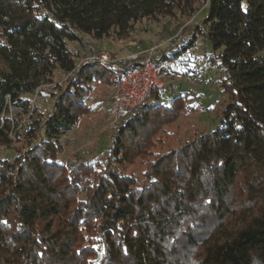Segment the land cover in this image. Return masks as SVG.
I'll return each mask as SVG.
<instances>
[{"label":"trees","instance_id":"trees-1","mask_svg":"<svg viewBox=\"0 0 264 264\" xmlns=\"http://www.w3.org/2000/svg\"><path fill=\"white\" fill-rule=\"evenodd\" d=\"M199 1L226 70L221 125L160 152L159 132L183 99L134 108L109 155L144 163L142 184L97 162H59L51 135L0 160V264H94L98 254L95 264H264V0H0V112L5 96L28 111L37 68L46 82L57 69L70 76L47 125L74 123L89 110L80 98L93 79L75 68L66 44L75 31L124 36Z\"/></svg>","mask_w":264,"mask_h":264},{"label":"rangeland","instance_id":"rangeland-1","mask_svg":"<svg viewBox=\"0 0 264 264\" xmlns=\"http://www.w3.org/2000/svg\"><path fill=\"white\" fill-rule=\"evenodd\" d=\"M207 16L208 2L199 1L190 14L177 12L170 17L135 22L124 36L117 37L111 33L108 37L95 40L89 35L78 33L77 40L67 41L66 44L75 55V68L83 65L82 71L90 70L93 73V79L86 83L89 92L80 98L89 110L74 123H62L59 119L57 123L47 125L55 100L66 89L70 74L56 69L53 80L46 82L39 75L38 67L35 72L38 84L32 93L24 95L30 101L28 111L12 105L5 96L6 111L0 112L3 130L0 141L5 140V136L9 141L0 142V160L16 161L27 148L51 135L61 145L57 153L59 162H97L100 172L112 167L132 176L139 184L144 183V163L138 159L132 164L118 163L109 155L122 123L111 117L108 105L114 75L99 64L89 62L88 58L106 53L112 59L126 61L127 55L137 45L141 48V57L151 47L155 49L154 55L157 52L163 54V87L157 90V97L152 93L143 106L160 103L169 105L179 96L183 99V108L172 123L163 126L159 132L161 142L154 148L155 151H169L196 134L220 126L223 110L230 101L223 88L226 70L219 59L222 49H214L206 36L204 20ZM0 69L8 70L1 57ZM97 247L100 253L101 248ZM98 258L99 254L93 258L94 264Z\"/></svg>","mask_w":264,"mask_h":264},{"label":"built area","instance_id":"built-area-1","mask_svg":"<svg viewBox=\"0 0 264 264\" xmlns=\"http://www.w3.org/2000/svg\"><path fill=\"white\" fill-rule=\"evenodd\" d=\"M155 49L149 48L146 55L137 45L126 58V61L110 58L106 53L88 58L108 69L113 75L112 87L108 96L110 115L114 120H122L147 98L163 87V54L154 55Z\"/></svg>","mask_w":264,"mask_h":264},{"label":"water","instance_id":"water-1","mask_svg":"<svg viewBox=\"0 0 264 264\" xmlns=\"http://www.w3.org/2000/svg\"><path fill=\"white\" fill-rule=\"evenodd\" d=\"M75 33H76V35L79 37V35H78V31H75Z\"/></svg>","mask_w":264,"mask_h":264}]
</instances>
